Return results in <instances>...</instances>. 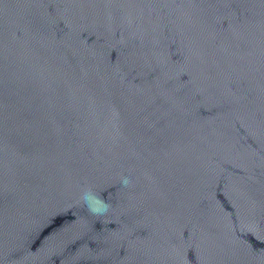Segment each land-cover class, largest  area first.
I'll return each instance as SVG.
<instances>
[{"label":"water","instance_id":"obj_1","mask_svg":"<svg viewBox=\"0 0 264 264\" xmlns=\"http://www.w3.org/2000/svg\"><path fill=\"white\" fill-rule=\"evenodd\" d=\"M0 264H264V0H0Z\"/></svg>","mask_w":264,"mask_h":264},{"label":"clouds","instance_id":"obj_2","mask_svg":"<svg viewBox=\"0 0 264 264\" xmlns=\"http://www.w3.org/2000/svg\"><path fill=\"white\" fill-rule=\"evenodd\" d=\"M130 182V178L127 176L122 177V183L128 184ZM81 199L84 204L87 206L88 210L92 213L102 214L108 210L109 204L105 200H103L100 196L96 195L90 189H85L81 193Z\"/></svg>","mask_w":264,"mask_h":264}]
</instances>
